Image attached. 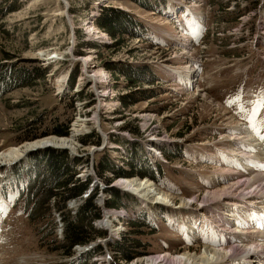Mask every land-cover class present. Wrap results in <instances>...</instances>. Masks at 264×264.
<instances>
[{
	"label": "rangeland",
	"instance_id": "374dc122",
	"mask_svg": "<svg viewBox=\"0 0 264 264\" xmlns=\"http://www.w3.org/2000/svg\"><path fill=\"white\" fill-rule=\"evenodd\" d=\"M0 5L3 11L8 5L14 7L2 16L0 11V64L6 65L0 70L8 75L6 83L0 85V163H5L0 165V264H70L78 253L98 242L102 251L90 258L96 264H190L181 259L183 253L201 255L204 248L213 246L216 248L209 249H221L229 256L230 246H242L241 235L235 232L245 231L239 215L246 203L236 207L231 199L216 203L206 198L209 191L224 184L252 177L239 156L248 143L242 141L238 126H249L252 137L262 144L264 0H149L148 9L133 0H0ZM103 6L121 9L139 23L127 26L129 33L115 48L105 47L114 40L102 30L87 28ZM92 42L101 47L92 48ZM82 59L87 60L86 65ZM107 60L117 63L118 68L122 64L145 66L152 75L129 86L124 75L105 67ZM11 64L13 68L28 67L34 74V67L44 68L45 77L21 84L19 73L8 68ZM185 69H190L192 83L180 80ZM73 70L76 75L71 86ZM14 82L16 86L11 87ZM144 90L152 94L137 95ZM122 95L131 98L129 106L122 107ZM56 122L68 125V136L51 133ZM42 132L46 135L40 136ZM90 132L98 137V144L80 141ZM45 137L73 141L70 146L46 143L26 148V143ZM94 137L89 140L95 141ZM131 144L137 151L134 165L142 162L141 167L157 177L156 181L145 179L168 193L167 203L142 204L133 187L115 184L120 179L144 177H118L105 184L104 178L111 177L109 171L99 176L102 160L105 166L124 165L128 169ZM45 146L78 158L77 163L69 161L74 176L80 181L91 179L87 193L94 186L98 190L94 203L102 216L92 225L105 231L106 237L76 245L72 256L51 249L54 241L61 242L63 227L55 199L49 202L52 222L47 226L45 222L36 226L29 222L15 200L17 178L11 175V166L16 163L8 165L14 158L7 154L24 148L16 152L18 158L42 152ZM263 149L256 150L260 163H264ZM162 150L176 152L180 159H163ZM21 159L13 172L27 164L26 158ZM156 165H160L161 174ZM258 167L262 176L264 170ZM39 168L46 177L44 167ZM110 188L119 191L114 208L105 206L112 196L107 191ZM87 193L64 203L71 215ZM150 193L160 198L156 192ZM135 218L151 226V230H141L144 234L140 239L146 246L141 251L145 254L128 263H113L108 243L118 240L128 229L126 221ZM232 260L225 257L223 263L235 264Z\"/></svg>",
	"mask_w": 264,
	"mask_h": 264
},
{
	"label": "trees",
	"instance_id": "16d2710c",
	"mask_svg": "<svg viewBox=\"0 0 264 264\" xmlns=\"http://www.w3.org/2000/svg\"><path fill=\"white\" fill-rule=\"evenodd\" d=\"M6 1L7 0H5V2ZM133 1L137 2L139 5L145 7L146 9L151 8L148 5L149 0ZM1 6L2 5H0L1 16L7 11L9 12L11 10H14V7L8 5L6 6L5 11H3V8H1ZM125 13L126 12L121 9L103 6L99 14L94 16L93 24L95 25V27L106 33L111 38V40H114V42H110L109 46H107V44L106 46L104 45L105 47L115 48L120 46V44L123 43L122 36L129 33L127 31V26H139V23L132 20L133 18L130 19V15H126ZM81 38L82 36H80V34L78 33V39L80 40ZM92 44V48L101 47L100 43L92 42ZM87 45H91V42L87 43ZM77 53H79V51H77ZM117 65V63H112L109 60L105 61V67L110 72H117L118 74L120 73L124 75L129 83V86L140 83L145 80L146 76L150 77L152 75L151 70L145 66L134 68L130 65L126 66L122 64L121 67L118 68ZM4 66L6 65L0 64V69H4ZM8 68H10V70H12L14 74L19 73L18 78L20 76V83L25 85L32 83L33 81H35V79H43L46 73V69L41 67H34L35 69L33 68L35 70V74L31 69H29L28 67L26 68L25 66L17 68H15L14 66L13 68V65L11 64L10 66H8ZM6 73V70H0V85L6 83V79L8 78V75L6 76ZM75 75L76 70H73L69 79V84L71 86L74 83ZM14 86H16L15 82L11 85V87ZM138 92L139 93L137 95H139L140 93H144L146 95L148 93L152 94V91L150 90ZM127 96L128 95H122L119 97L122 102V107H127L130 105L129 102L131 98ZM127 127L128 126H126V128ZM50 131L51 133L59 136H68V125H62L56 122L55 124H52V129ZM133 132L136 133L137 131L135 130ZM41 135L43 136L46 134H43L42 132L40 136ZM91 137H94V134L92 132L84 135V137L80 141L82 143H99L98 137H94L96 138L95 141H90L89 138ZM131 145L132 149L130 148L128 154L130 158L128 161H126L127 163L125 162L128 169H124V165L121 167L114 165L105 166V164H102L103 160L99 162V176L100 174H103V172L105 173V170H108L111 174V177L104 178L105 184H109L111 180L118 177L123 178L139 176L140 178H143L147 176L154 181L157 180V177L153 175L152 172L148 171L146 167H141L140 164L142 162L138 163V167L134 165V161L137 159V151L136 147L133 148L134 144ZM176 147L178 148L179 146L177 145ZM161 155L163 159L169 161L180 159V156L176 152H170L167 150H162ZM26 160H28L26 161L27 164L22 165L21 169H16L17 171L15 172H13V168L20 162L11 166V175L14 174V176L17 178L15 200L21 204L22 211L24 214H26V218L29 222L32 221L35 226L37 224H43V222H45V225L47 226L49 222H52L48 214L49 202L52 199H55L56 209L60 211L59 214L61 216L63 227L62 239H60L61 242L59 243V241L57 240L54 241L53 244L55 245H51L54 246L51 249L61 251L65 256H72L74 255L73 248L76 245H86L92 242H96V239L98 238L106 237L105 231L98 230L92 225V222L94 220L101 219L102 216L100 207H98L94 203L96 193L98 191L97 188H95L94 186L93 188H91L90 192L87 193L88 189H90L91 186V179L87 178L83 181H80L79 178L74 176V168L70 166L69 161H76L75 163H77V161H79L78 158H76L75 156L71 157L65 150H58L52 147H47L46 149L42 150V152L39 151L38 153H31ZM41 165L42 167H44L45 172H47L46 177L45 175H41V172L39 170V166ZM143 165H146L147 167L150 166L145 161H143ZM156 166L159 168L157 169L161 174L162 169L160 165ZM107 191H110L112 196L110 199H107L105 201V206L107 208H114L118 206V203H116V198H118L119 191L115 188L107 189ZM86 193L87 195L84 197V200L76 208L75 214L71 215L69 213V210L65 208L64 203L70 198H82ZM163 213L164 212H162V214ZM126 224L128 225V229L121 234V237L118 240L108 243L113 263H116L118 261L128 263L134 258L145 254V250L141 251V249H145L146 247L140 239V237H142V235L144 234L141 230L143 227L151 230V226L149 225V223H145L138 218L126 221ZM50 235L51 232L49 236ZM101 251L102 246L98 242L89 250L84 251V253L79 254L77 257H75V259H72L70 264H96L95 262H90V258L93 255L99 254Z\"/></svg>",
	"mask_w": 264,
	"mask_h": 264
},
{
	"label": "bare ground",
	"instance_id": "6f19581e",
	"mask_svg": "<svg viewBox=\"0 0 264 264\" xmlns=\"http://www.w3.org/2000/svg\"><path fill=\"white\" fill-rule=\"evenodd\" d=\"M62 13H64V12H62ZM87 26H88L87 28L90 27V30L95 27V25L93 24V21H91L90 24ZM82 61L85 62V65H86L87 60L82 59ZM100 69H101V71H99V72H101L102 75L105 76L106 75L105 71L102 68H100ZM94 71L97 72L98 70H94ZM168 71H170L172 74H174L172 69H170V70L168 69ZM99 75L101 76L100 73H98V76ZM179 77H180V80L183 81L184 83H192L191 82L192 80H190V78L192 77V73H191L190 69H185V71ZM62 79H63V77H60L58 82L61 83ZM97 123H99V122H97ZM237 129L239 130V132L242 135V138H241L242 141L244 140L245 142L247 141V143H248L247 144L248 149H246V151H239V152H243V153H241L242 155H239V156L242 157V161L246 165L245 171L250 170L249 173L251 174L250 176H252V177L249 179L242 178L239 181V183L237 180V181H235L237 183L232 182V184H228V185L224 184V185H222L221 188H217L216 190L209 191L207 193L208 195H207L206 199H209V200L214 199L216 203H218L220 201H222L223 203H226L225 200L228 201L231 199L234 203L233 205H236V207L243 206L242 203L244 201L252 202L251 203L252 205L247 207L245 212L241 216V221L244 222V228L251 229V227H257L256 225H260L262 227V229H261L262 231L260 234L256 230H248V231L245 230V231H243L242 233H246V234H244V235L242 234L241 236H239V238H241L240 242H242V246H239L238 243H235V245L233 244L234 245L233 247L230 246V248L228 250L230 253L229 256H228V253H225L221 249L220 250L209 249V248H216V247H213V246L211 247V246L205 245L204 247L208 246L209 248H204L203 249L204 252L201 255H195V254L192 255V254H188V253H183L181 255V259H183L186 262H189V263L191 262L193 264H217L214 262L220 261L221 263H223V262H225L224 259L226 257V258H229V260L233 258L232 261H234L235 264H254V263L264 264V232H263L264 231V208L259 207L256 204V203H259V204H261V206H264V192H262L263 188H264V174H262V176H259L260 173L257 171V169H259V167H258L259 165L264 170V163H260L261 159H259V157L257 156L258 153L256 151L258 149V152H259L260 149H263V148H260L259 146L262 145L264 147V139L261 140L262 144L258 143L257 139L254 136L252 137V132H251V129L249 126L240 125L237 127ZM74 135H75V133H74V131H72L71 137H74ZM262 137H264V136H262ZM72 141H73V139L69 138V137H62V138L45 137L44 139H42L40 141L38 140V141L26 143L25 146L27 149L33 148L35 146H37V148H38V146L43 147V145H46V143H49V144H53V145H57V146L62 147V146H67V145L70 146V142H72ZM24 148L18 149V150L17 149H11L12 151H10L7 155L9 157L14 158V160L9 162L8 165L19 162L20 160H22V159H20V157L28 159L29 153L27 155L23 154V156H21V154H20V157L16 158L17 154H18L16 152H22L24 150ZM34 150H36V149H34ZM92 151H94V149ZM248 153H249V156H247ZM256 160H259V162ZM244 164L242 163V165H244ZM0 165L1 166L5 165V163L2 162V163H0ZM246 180H248V181H246ZM115 184L118 186H121L122 188L133 187L134 191L138 194L139 198L141 199L140 202L142 204H145V205L147 203L149 204V203H152V202L157 201V200H160V202H158V203L161 204V203H163V201L166 202V200L169 198V196L167 195L168 193H165L164 191H162L157 186V184L151 182L148 179H145V177L143 178V180H141V179L140 180L120 179ZM256 189H258V191ZM123 190H125V189H123ZM150 190L153 192H156V194L158 196H160V198L158 199V197H155L153 193L151 194ZM252 194H255V196H251ZM226 196H234V197L233 198H230V197L227 198ZM247 196H250V198ZM258 196L259 197L261 196L260 198L262 200L259 199V201H257L256 198H258ZM248 198H249V200H248ZM236 202H238V203H236ZM244 207H245V205H244ZM234 211H236V210H234ZM237 222H239V220ZM107 228H108V230H110V225ZM235 234H237V232H235ZM244 237H246V238L244 239ZM244 242H246V243H244ZM224 249H226V248H224ZM186 251H188V250H186ZM180 253H182V252H180Z\"/></svg>",
	"mask_w": 264,
	"mask_h": 264
},
{
	"label": "water",
	"instance_id": "95a60500",
	"mask_svg": "<svg viewBox=\"0 0 264 264\" xmlns=\"http://www.w3.org/2000/svg\"><path fill=\"white\" fill-rule=\"evenodd\" d=\"M67 8V7H66ZM45 147H47V146H45ZM32 151H34V150H32ZM22 157H20V159H21ZM96 180V179H95ZM95 182V181H94ZM103 187V186H102ZM103 189V188H102ZM104 242L106 241V240H103Z\"/></svg>",
	"mask_w": 264,
	"mask_h": 264
},
{
	"label": "snow or ice",
	"instance_id": "6c2138e0",
	"mask_svg": "<svg viewBox=\"0 0 264 264\" xmlns=\"http://www.w3.org/2000/svg\"><path fill=\"white\" fill-rule=\"evenodd\" d=\"M261 139H264V137H261Z\"/></svg>",
	"mask_w": 264,
	"mask_h": 264
}]
</instances>
